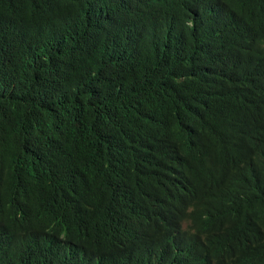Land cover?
Returning <instances> with one entry per match:
<instances>
[{"label":"trees","instance_id":"obj_1","mask_svg":"<svg viewBox=\"0 0 264 264\" xmlns=\"http://www.w3.org/2000/svg\"><path fill=\"white\" fill-rule=\"evenodd\" d=\"M0 264H264V0H0Z\"/></svg>","mask_w":264,"mask_h":264}]
</instances>
